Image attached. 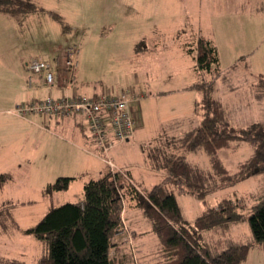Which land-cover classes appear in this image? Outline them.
Listing matches in <instances>:
<instances>
[{"label": "rangeland", "instance_id": "obj_1", "mask_svg": "<svg viewBox=\"0 0 264 264\" xmlns=\"http://www.w3.org/2000/svg\"><path fill=\"white\" fill-rule=\"evenodd\" d=\"M32 1L45 10L54 12L57 17L54 19L48 14L37 13L26 20L25 17L18 16V19L0 13V76L12 77L14 70V80L19 83L22 74L29 73L23 67L17 71L18 52H23V55L28 57H31V53L47 54L46 57L51 59L49 56L53 51L52 45L65 47L71 44L69 46H74L75 50L74 59L79 48L80 66L75 83L77 87L84 89L81 93L78 92V95L88 96L96 93L98 96H117L122 90L133 92L134 89H143L147 95L144 96L145 99L141 100V97L135 102L139 104V116H135L134 122L135 126L138 124L141 128L125 145L116 150L113 148L104 155L115 164L113 169L104 161L96 159L97 161L89 164L90 169L84 171L87 173H80L70 182L67 189L47 194L44 192L46 181L54 180L56 174L66 175V168L58 161L50 162L51 167H45L49 170L37 177L36 168H32L26 161H21L16 156L19 152L14 153L15 159L21 164L10 169L14 178L0 187V254L10 258L22 254L27 257L28 264H36L46 248L39 239L23 235L21 229L36 223L50 206L79 200L83 196L85 182L99 178L108 170L124 172L128 167L133 172L134 179L125 173L122 177L126 181L131 179L138 189L144 192L169 173L171 148L167 143H170L172 137L182 134L166 136L157 132L161 124L169 119L170 111H173L176 104L170 101L171 97L158 99L150 90L156 91L161 87L165 89L168 85L167 88L171 89L179 78L189 81H207L214 78L216 90L213 95L225 105L224 112H227L229 123L233 127H245L255 119L264 121V102L263 106L258 110L256 107L255 111L256 103L247 105L244 101L250 98L251 90L248 84L253 81L252 75L254 77L259 73L264 74V0ZM200 36L209 38L217 47L223 72L219 76L213 77L207 73L202 76L194 68V47L196 39ZM48 45H51V48L47 47ZM145 47V54H141V49ZM189 49L194 52L190 54ZM57 62L58 66L64 69L63 55ZM234 64L235 69L228 70ZM73 68L74 66L71 70H66L67 76L71 78ZM229 84H239L242 87L240 90H232L229 89ZM9 87L6 84L2 91L7 92ZM32 101L33 99H29V102L19 103ZM16 106L17 104H13L11 110ZM6 108L4 103H0V110ZM163 114L165 118L159 120ZM83 127L82 133L89 135L85 122ZM66 136L69 137L67 133ZM238 142L234 149L218 150V155L229 173L235 172L238 162L254 150L253 144L247 141ZM151 148H159L165 152L167 167L151 168L147 156ZM187 159L199 164L202 169H210L208 156L203 150L194 153L187 151ZM2 166L3 164H0V171ZM25 167L29 168L25 170ZM98 167L102 173L93 175ZM24 170L26 173L33 172L30 175L34 176L25 175ZM219 184L221 187L208 190L202 198L195 194L180 193L174 184H169L168 188L174 193L183 218L189 221L206 208L219 204L224 198H244L246 208L241 209L244 213L243 219L227 225L224 232L220 229L218 233L209 231L208 237H231L240 243H253L241 264H264V244L254 242L248 221L251 205L264 196V170L230 184ZM8 203H12L11 207H7ZM123 203L128 214L129 204L125 200ZM130 212L139 219L138 226L146 222L141 212ZM3 224L5 229L1 228ZM147 228L146 223L142 229L144 231ZM131 234V230L125 229L115 235V240L122 248L127 249L128 245L139 241L140 235H136L132 240ZM142 236L144 240H150L146 239L148 236ZM146 247L147 245L143 249ZM128 264H133L131 257L128 258Z\"/></svg>", "mask_w": 264, "mask_h": 264}, {"label": "trees", "instance_id": "obj_2", "mask_svg": "<svg viewBox=\"0 0 264 264\" xmlns=\"http://www.w3.org/2000/svg\"><path fill=\"white\" fill-rule=\"evenodd\" d=\"M0 10L10 13L45 11L32 0H0ZM54 17L57 15L54 14ZM194 50L195 70L198 73H207L213 77L222 74L217 48L211 40L198 37ZM213 79H200L192 85L201 91V98L195 102V110L201 114V124L180 136L172 137L170 143H167L171 148L170 170L161 181L148 191L141 192L135 182L129 178L126 181L122 177L123 173L130 175L127 171L108 170L99 178L84 183L82 199L52 205L36 223L21 229L23 235L33 236L45 244L46 249L36 264H128L129 257L133 264L243 262L253 243H240L231 237L209 238L208 232L212 230L218 233L219 229L224 232L227 225L243 219L241 209L246 208L244 198H224L219 204L206 208L189 221L183 218L175 195L168 188L169 184H174L178 192L202 198L208 190L221 187L219 182L230 184L264 170V122H254L245 128L230 125L221 102L211 96ZM256 86L260 90L264 89V76L258 78ZM238 141L253 144L254 150L248 158L237 164L235 172L229 173L218 150L236 147ZM198 150L207 154L210 169H202L187 159V151ZM147 156L153 169L168 165L165 152L159 148H151ZM13 178L11 172L0 173V187ZM73 179L70 176H59L45 185L44 192L51 194L53 191L67 189ZM123 200L132 210L142 213L146 222L139 227L147 223L149 228L144 231L128 228L123 215L127 207ZM10 205L12 203H8L7 207ZM129 215V220H133L136 225L140 224L134 213ZM248 221L254 242L264 244V196L251 205ZM1 228L5 229V224ZM125 229H131L132 240L136 235L148 236L146 239L150 240L138 241L124 249L115 240V235ZM0 264L28 262L22 254L11 258L0 254Z\"/></svg>", "mask_w": 264, "mask_h": 264}, {"label": "crops", "instance_id": "obj_3", "mask_svg": "<svg viewBox=\"0 0 264 264\" xmlns=\"http://www.w3.org/2000/svg\"><path fill=\"white\" fill-rule=\"evenodd\" d=\"M0 13L8 14L16 18H18V16L25 17L26 20L37 13H41V14L45 13L48 14L49 16H52L55 19L54 12L47 10L36 11L31 13H10L0 10ZM204 38L210 40L209 38L206 37ZM69 45L71 44H68L65 47ZM47 47L51 48V45H48ZM52 47H53V51L49 56L52 60L46 57L48 56L47 54L36 53L35 55H32L31 53L30 54L31 57L24 56L23 52L22 53L18 52L16 54L17 55L16 63L19 66L17 71H19V69L23 67L25 68L26 71L29 72L28 74H25V72L23 71L24 74H22L19 83H16L14 80L16 78V72L14 70L12 71L13 78L10 76L9 77L8 76L4 77L3 75L0 76V83H1L0 103H4L7 106L6 109L0 110V164H3L2 171H0V173L11 172L10 170L11 168L18 167L21 164L20 161L15 159L14 156L15 152H19V155L16 156L21 161H26L27 164H29L32 168H36L35 176L37 177H40L39 176L40 174L46 173L49 169H46L45 167H51L50 162H54V161H58L60 165H63L68 172L66 175L56 174L55 179L59 176H70L75 179L80 173L82 174L87 173L84 171H88L90 169V167L88 166L94 160L99 159L100 161L103 162V158L97 156L98 155L97 152L99 153V150L97 149L95 142L91 138L90 132L89 135H84L82 133V130L84 128L83 127L84 120L80 113L74 112L63 116L45 115V114L38 115V114L30 113L27 116H22L19 115L18 113L16 114L15 111L16 108L11 110L13 104H17V106H20L26 103L20 104L19 102L22 101L29 102V99L30 100L33 99V101H37V100L45 99L46 97H58L63 93L68 95L78 96V94H80L83 91L84 88L77 87V84L75 83L77 81L76 74H78V69L80 66V60L78 54L79 50L77 51V55H76L77 64L73 70V77L71 78L67 76L68 72L65 69H63V67L60 68L58 66V62H57L59 60V57L63 55L64 52L63 50L65 49V47H57L56 45H52ZM145 49L146 47L141 49L142 51L141 54H145L146 51ZM37 51L39 52V50ZM193 52L194 51H191L189 53L192 54ZM43 56H45L47 59H45ZM34 58H39V59L43 58V60L50 62L51 66L53 67V70L55 71V84L52 87H47L44 84L42 74L31 73L27 69V63ZM234 69L235 68L232 65L228 70L232 71ZM29 76L31 77L30 84L27 83V78ZM256 76L253 77L252 75L251 78H253V81L250 84H248V87L251 90L250 98L248 101L244 100L247 105L249 104L252 105L256 103L254 105L255 111H256V107H258L257 108L258 110L264 102V89L260 90L256 86V82L258 78L260 76H264V74L259 73ZM9 79H11V81H9ZM16 80L18 81V79ZM197 81L198 80L189 81V79L179 78L177 79L176 85H173L171 89H169L170 87L167 88L169 86L168 85L165 89H163L164 87H161V89H158L156 91L150 90V92L155 94L156 97H158V99L171 97L170 101L176 104L174 106L173 111L172 110L170 111L169 117L167 116L169 119L165 120L161 124L157 134L160 135L165 134L166 136H177L185 132H188L190 130H193L201 124V114L195 110V102L201 98V91L192 87V85L194 83H197ZM6 84H8L10 87L9 90L4 93V91H2V88ZM228 87L229 89L232 88V90H240L242 85L229 84ZM215 90H216V84L214 82V89L212 91V96L215 99H217L219 102H221L217 97L213 95L215 94ZM86 91H88L87 87H86ZM122 91L127 92L129 98L132 100L133 107L137 106V110L133 112L135 119V116L136 117L139 116V104L135 102H138V99L141 97H142L141 100L145 99L144 96L147 95V92L143 91V89H139L138 91L134 89L133 92L131 90L130 91L122 90ZM103 93L105 94V92ZM93 94H89L88 96L87 95L86 96L99 97L98 96L99 94L97 95L96 93ZM147 99L149 100L150 98ZM221 104L224 110L225 105H223L222 102ZM224 113L227 122L229 123L227 117L228 114L226 111ZM163 118H165V114L161 115V119L159 118V120H162ZM254 122H264V121H259L255 119L250 124ZM249 125H246L245 127ZM245 127H240V128H245ZM140 128L141 126H139L138 124H136L135 126L134 124V131L132 135L127 140L114 143V146L110 148L109 151L113 148L116 150V148L125 145L127 142L131 140V138L135 136L136 132ZM66 133L69 135V137L66 136ZM231 148L234 149V146L230 147L229 149ZM197 165L200 166L199 164ZM114 167H116L115 164ZM27 168L29 167H25V170ZM39 168L40 169L43 168V169L40 170ZM126 169L127 170L125 171H127L130 174V176L134 179L133 172L130 169H128V167ZM25 170H24L25 175L34 176V175H30L33 174V172L26 173ZM94 172L95 173H93V175L98 174L100 172L102 173V170L100 167H98ZM74 179L71 182H73ZM54 180H47L46 183L53 182ZM82 197L80 199H82ZM128 207H129L128 214L130 213V215H132V213L130 212V210H132L131 206L128 205ZM128 214L127 211L125 210L123 215H125V221H126V225H128V228L130 227L132 230L135 231L136 230L143 231L142 228L134 224L133 220H129L127 218ZM148 235L151 236V234ZM144 239H145L144 236L138 237L139 241H144Z\"/></svg>", "mask_w": 264, "mask_h": 264}, {"label": "built area", "instance_id": "obj_4", "mask_svg": "<svg viewBox=\"0 0 264 264\" xmlns=\"http://www.w3.org/2000/svg\"><path fill=\"white\" fill-rule=\"evenodd\" d=\"M63 51L64 69L69 71L72 66L75 68L77 64V59H74V46H67ZM27 69L31 73L42 74L47 87H52L55 84V71L50 62L34 58L27 63ZM30 82L31 77L29 76L27 83L30 84ZM136 110L137 106L133 107L132 100L126 91H122L117 96L99 97L63 93L58 97H46L17 106L15 109L16 113L22 116H27L30 113L58 116L74 112L80 113L99 150L97 156L103 158L111 169L114 168V163L110 159H106L104 155L114 146V143L127 140L132 135L135 124L133 112Z\"/></svg>", "mask_w": 264, "mask_h": 264}]
</instances>
